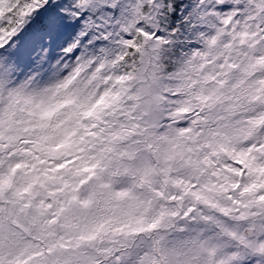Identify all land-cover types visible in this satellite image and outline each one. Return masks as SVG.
Returning <instances> with one entry per match:
<instances>
[{
  "label": "snow or ice",
  "instance_id": "snow-or-ice-1",
  "mask_svg": "<svg viewBox=\"0 0 264 264\" xmlns=\"http://www.w3.org/2000/svg\"><path fill=\"white\" fill-rule=\"evenodd\" d=\"M0 264H264V0H0Z\"/></svg>",
  "mask_w": 264,
  "mask_h": 264
}]
</instances>
